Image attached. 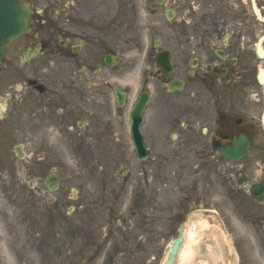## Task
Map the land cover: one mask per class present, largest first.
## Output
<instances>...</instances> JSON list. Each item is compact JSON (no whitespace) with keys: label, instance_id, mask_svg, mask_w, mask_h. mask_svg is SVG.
Listing matches in <instances>:
<instances>
[{"label":"rangeland","instance_id":"1","mask_svg":"<svg viewBox=\"0 0 264 264\" xmlns=\"http://www.w3.org/2000/svg\"><path fill=\"white\" fill-rule=\"evenodd\" d=\"M82 1L84 10L80 11L79 0H56L49 5L48 0L34 1L35 25L47 16L49 20L43 23L47 27L79 32V12L84 14V27L99 14L113 32L117 55H123L124 62L105 70L104 78L93 72L84 75L82 69L60 68L62 76L68 71L79 77V141L68 139L65 144L56 127L44 121L17 123L13 112L19 107L13 99L23 97L20 118L25 117V107L32 105L29 95L13 89L11 69L0 66L4 68L0 69V264H161L178 227L187 222L195 228L197 223L191 224L190 218L197 211L211 217L209 224L199 221V233L189 232L200 244L197 254L205 257L197 263L228 264L225 256L234 254L235 244L222 238L225 242L218 245L217 232L223 236L219 230L224 221L231 230L245 229L237 223L220 187V164L191 146L199 133L191 132L192 137L176 134L188 133L183 122L174 121L170 128L173 116L180 117L183 110L180 95L172 100L180 104L163 110L159 120L149 110L145 130L152 149L144 162L129 146L124 124L117 126L112 102L106 103L108 95H102H110L114 82L124 86L128 73L135 93L146 45L157 38L158 30L187 28V22L179 26L167 21L155 0ZM10 44L7 66L11 64ZM37 65L36 60L28 69L33 71ZM111 73H115L113 78ZM157 87L153 84V92ZM91 115L100 118L88 124ZM18 143L23 144V158L15 151ZM52 169L61 182L56 191L47 188L46 175ZM209 208L216 212L206 211Z\"/></svg>","mask_w":264,"mask_h":264},{"label":"flooded vegetation","instance_id":"2","mask_svg":"<svg viewBox=\"0 0 264 264\" xmlns=\"http://www.w3.org/2000/svg\"><path fill=\"white\" fill-rule=\"evenodd\" d=\"M159 9L164 16L172 11L180 21L188 22V28L159 30L160 44L147 54L151 65L145 72L144 89L150 85V77L158 76L159 81L152 96V115L159 120L163 110L176 108L180 103L172 100L180 95L184 127L192 132L191 125L197 122L205 129V143L219 152L225 163L224 180L230 187L237 185L238 194L244 197L241 202H245L239 207L250 212L248 217L254 224L247 225L238 238L239 243L252 245L242 262L260 264L264 261L257 245L264 242V0H168ZM80 10H84L81 0ZM83 15L79 12V49L75 50L77 35L70 30L33 28L17 38L11 65L14 86L33 78L37 84L30 85V92L36 94L38 83L45 84L46 92L38 94L45 98L34 99L33 105L28 98L32 105L26 107L29 122L47 121L63 131L79 123V77L68 71L62 76L60 68L101 67L105 54L114 49L107 21H101L97 14L94 25L84 27ZM161 52L173 63L170 74L152 65ZM27 53L30 58L25 60ZM34 60L38 65L32 71L28 68ZM171 79L182 81L183 87L171 90ZM127 119L129 122L128 114ZM234 145L248 151L230 162L221 150Z\"/></svg>","mask_w":264,"mask_h":264},{"label":"water","instance_id":"3","mask_svg":"<svg viewBox=\"0 0 264 264\" xmlns=\"http://www.w3.org/2000/svg\"><path fill=\"white\" fill-rule=\"evenodd\" d=\"M29 8L27 5L18 3L16 0H0V57L2 54L3 45L6 39L13 38L20 34L22 31L27 29L28 17H29ZM145 105V101L138 104L137 111H140L142 107ZM140 114V113H139ZM138 124L135 125L134 135L135 142L139 149L140 138L137 133ZM49 180V188H55L57 186V181L55 177H48ZM184 227H182L181 231H183ZM182 237L180 236L177 239L173 246L172 250L169 253V258L165 261L164 264H173L175 260V254L178 250L180 241Z\"/></svg>","mask_w":264,"mask_h":264},{"label":"bare ground","instance_id":"4","mask_svg":"<svg viewBox=\"0 0 264 264\" xmlns=\"http://www.w3.org/2000/svg\"><path fill=\"white\" fill-rule=\"evenodd\" d=\"M211 217L209 216H205L201 213L197 214V218H192L190 219L191 224H196L195 228H191L190 226H188L186 228V231L184 233L185 239H184V243L180 245L179 248V255H178V259H176V263L175 264H198L197 261L199 259H204L205 257L203 256H199L197 253L199 252L200 249V244L199 242L196 241V238H190V234L189 232H194V234L199 233L198 228L200 227L198 224L199 221L202 223H207L209 224ZM214 227H216V224L214 225ZM220 231V230H219ZM217 235L215 237V242L220 245L222 238L220 236V234L217 232ZM226 257V256H225ZM227 258L229 259V256L226 257L225 260H227Z\"/></svg>","mask_w":264,"mask_h":264}]
</instances>
